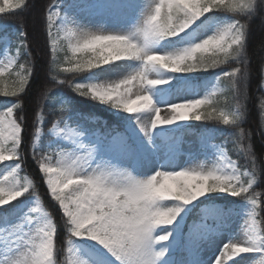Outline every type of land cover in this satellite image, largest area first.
Masks as SVG:
<instances>
[{
	"label": "snow or ice",
	"instance_id": "obj_1",
	"mask_svg": "<svg viewBox=\"0 0 264 264\" xmlns=\"http://www.w3.org/2000/svg\"><path fill=\"white\" fill-rule=\"evenodd\" d=\"M39 6L0 22V264H264V0Z\"/></svg>",
	"mask_w": 264,
	"mask_h": 264
},
{
	"label": "trees",
	"instance_id": "obj_2",
	"mask_svg": "<svg viewBox=\"0 0 264 264\" xmlns=\"http://www.w3.org/2000/svg\"><path fill=\"white\" fill-rule=\"evenodd\" d=\"M43 0H37V7L33 8L29 12L23 13L21 16L18 17H9L3 20H0V22L8 23L10 25H13L15 27L23 26L25 30L29 33V38L31 39L34 32L38 35L40 32V3H42ZM42 39V37H40ZM257 59L259 58V53H256ZM3 99V98H0ZM260 141L259 138H256V146L259 147ZM41 192L43 193V188H41ZM53 212H55V209H51Z\"/></svg>",
	"mask_w": 264,
	"mask_h": 264
},
{
	"label": "rangeland",
	"instance_id": "obj_3",
	"mask_svg": "<svg viewBox=\"0 0 264 264\" xmlns=\"http://www.w3.org/2000/svg\"><path fill=\"white\" fill-rule=\"evenodd\" d=\"M162 115H163V113H162ZM206 258V257H205Z\"/></svg>",
	"mask_w": 264,
	"mask_h": 264
}]
</instances>
